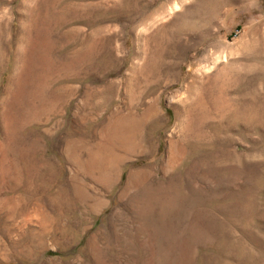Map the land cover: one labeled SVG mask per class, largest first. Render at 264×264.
I'll list each match as a JSON object with an SVG mask.
<instances>
[{"label": "rangeland", "instance_id": "374dc122", "mask_svg": "<svg viewBox=\"0 0 264 264\" xmlns=\"http://www.w3.org/2000/svg\"><path fill=\"white\" fill-rule=\"evenodd\" d=\"M0 264H264V0H0Z\"/></svg>", "mask_w": 264, "mask_h": 264}]
</instances>
